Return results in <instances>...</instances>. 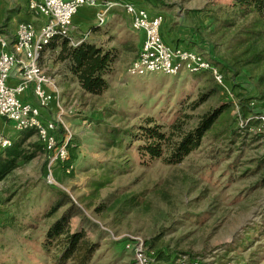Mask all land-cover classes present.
<instances>
[{"label": "rangeland", "instance_id": "1", "mask_svg": "<svg viewBox=\"0 0 264 264\" xmlns=\"http://www.w3.org/2000/svg\"><path fill=\"white\" fill-rule=\"evenodd\" d=\"M226 1L166 0L167 6L157 8L166 19L164 33L175 28L176 44L189 45L215 63L225 47L212 50L208 10ZM0 3L7 8L18 3L17 7L40 26L37 16L26 12L27 0ZM98 11L90 6L81 8L72 33L75 41L87 34V41L118 50L117 62L106 76L108 89L102 95L84 93L73 78L64 76L68 63L59 60L61 41L45 48L41 65L63 88L67 129L62 128L72 134L70 143L77 158L67 170L56 163L52 173L45 156L31 161L20 158L0 181V223L9 224L0 229V264H57L55 249L46 253L41 240L47 226L73 206L92 221L81 224L99 244L89 264H133V252L125 242L130 236L143 238L158 264H175L180 255L201 264H264L260 125L249 126L247 119L239 116L235 122L236 108L178 162L143 157L136 137L141 134L139 129L147 126L150 118L155 120L152 124L171 123L186 96L191 97L189 101L198 97L202 72L130 75L128 68L140 51L141 37L131 27L123 6L109 11L102 25H98ZM12 26L10 23L8 30ZM124 42L131 49L126 50ZM238 80L245 87L243 93L257 95L247 77ZM239 97L236 95L237 101ZM216 100L209 99L195 110L184 108L183 114L192 117L186 120L187 130ZM259 106L255 111L264 112V100ZM55 113L53 109L52 117ZM133 134L136 136L131 138ZM15 136L17 140L19 132ZM36 140L33 136L23 147ZM54 188L66 192L71 203H64L52 218L40 220L45 209L64 200ZM135 196L142 204L130 209L127 204ZM76 222L80 223V217ZM158 252L160 259L156 258Z\"/></svg>", "mask_w": 264, "mask_h": 264}, {"label": "trees", "instance_id": "2", "mask_svg": "<svg viewBox=\"0 0 264 264\" xmlns=\"http://www.w3.org/2000/svg\"><path fill=\"white\" fill-rule=\"evenodd\" d=\"M131 1L138 7L150 5L153 8H161L168 5L166 0H143V3ZM142 4L145 5L142 6ZM208 11H210L208 15L211 20L210 25L213 27L210 34L212 50L215 51V48L220 46L225 47L224 54L214 59L215 63L211 62L232 84L235 94L241 97L238 99L239 111L237 116H234L235 122L239 120L238 116L247 119L255 107H260L259 102L264 100V0H227L224 5ZM56 40L61 41L59 60L68 63L64 76L73 78L84 93L102 95L108 89L106 76L111 70V64L118 56V50L105 49L87 40L78 45H71L66 38H56L54 41ZM122 45L126 50L131 49L125 42ZM240 76H245L252 81L256 96H249L241 91L245 87L238 80ZM201 77L203 78L200 82L201 89L198 97L189 101L191 97L186 96L187 101H184L182 108L176 111V118L171 123L152 124L155 120L150 118L147 120V126L139 129L141 133L139 136L131 135V138L136 136L138 142L141 143L138 150L143 157L162 159L168 164L178 162L200 146L203 137L217 129L218 124L235 109L234 102L225 97L222 88L209 71L202 72ZM214 98L217 99L216 103L210 105L197 123L187 130L186 120L192 117L189 114H183L184 108L195 110L209 99ZM252 99L256 102L253 107L251 106ZM259 123L258 120H251L249 126H257ZM64 133L62 126H59L60 140ZM33 136H36L33 131H20L17 140L12 138L11 147L0 148V181L7 178L20 158L31 161L38 156H45L49 160V153L38 138L36 141L29 142L28 148L23 147L25 142ZM112 137L115 138L116 133H113ZM76 158V149L72 148L70 143L69 158L58 164H64L67 170ZM56 190L58 196L63 197L64 200L60 199L51 204L42 213L40 220L52 218L60 211L64 203H71L66 192ZM132 198L127 204L130 209L142 204L140 199L136 200V196ZM2 213L3 210L0 209V215ZM77 217H80L78 224ZM81 221L92 222L81 209L73 206L47 226L41 245L46 253L55 249L57 264H66L71 261L74 264H89L98 251L99 244L88 236V230L81 224ZM8 226L6 222L0 223V229ZM161 256V252H158L156 258L160 259Z\"/></svg>", "mask_w": 264, "mask_h": 264}, {"label": "built area", "instance_id": "3", "mask_svg": "<svg viewBox=\"0 0 264 264\" xmlns=\"http://www.w3.org/2000/svg\"><path fill=\"white\" fill-rule=\"evenodd\" d=\"M118 5L124 7L133 30L143 34L140 51L128 68L130 75L175 76L185 71H209L222 88L225 97L233 101L235 109L239 111L232 84L216 65L191 46L172 45L163 36L164 14L152 13L132 1L29 0V9L41 20V25L37 26L32 20H20L14 32V40L8 34L0 32V119L11 122L16 132L28 130L35 133L49 153L48 168L51 173L56 163L65 162L69 158L72 134L66 130L61 140L58 137L59 126L66 128L63 122L66 112L58 84L40 64L43 52L56 38H66L71 45H78L86 40L87 34L75 41L72 33L74 18L81 8H98V25H102L106 21V14ZM29 92L34 97L33 101L26 98ZM254 105L252 101L251 106ZM53 109L56 117H43L44 111L51 113ZM251 120L260 122V138L264 151V112L254 109L245 122ZM12 145L13 139L0 130V148ZM125 242L126 248L133 252V264H158L145 248L143 238L130 236ZM187 257L178 256L175 264H201L197 259L188 260Z\"/></svg>", "mask_w": 264, "mask_h": 264}, {"label": "crops", "instance_id": "4", "mask_svg": "<svg viewBox=\"0 0 264 264\" xmlns=\"http://www.w3.org/2000/svg\"><path fill=\"white\" fill-rule=\"evenodd\" d=\"M28 1V4H29V0ZM122 1H131V0H122ZM136 2H139V3H143V0H134ZM145 5V4H142V6ZM18 3L17 4H14L13 7H10V8H7V6H5V4L3 3H0V27H2V29H0V32H4L6 34H8L11 38V40H14V32H15V29H16V26H17V23L20 21V20H23V19H27V20H33V17H31L29 15V13L25 14L22 9L18 8ZM141 8H147V9H150L152 11V13H157L159 12L157 8H153L152 6L150 5H145ZM28 9V10H27ZM114 10V8L112 9V11ZM29 11L30 13L31 10L29 9L28 5L26 6V12ZM115 11H118V10H115ZM81 13V9L79 10L78 14L75 16V18ZM162 13V12H160ZM126 14V13H125ZM127 16V15H126ZM74 18V19H75ZM38 19V18H37ZM127 19L130 23V18L127 16ZM166 20V19H165ZM12 21V22H11ZM10 23H13V26L11 27V29L9 28L8 30V25H10ZM36 23V22H35ZM166 23V22H165ZM41 25V20H40V23ZM37 26L38 23H36ZM131 25V23H130ZM164 28H165V24L164 26L162 27V33L164 34V36L168 39V41L172 44V45H178L176 44L175 41H173L175 39V34H176V30L175 28L172 30V32H167V34L164 33ZM138 35L141 37V42H140V48H141V45H142V41H143V34L142 32H138ZM181 44V43H179ZM12 46V45H11ZM10 46V48L12 49V47ZM117 62V58L113 61V63L111 64L110 68L112 69V65L113 64H116ZM111 71V70H110ZM48 73V72H47ZM50 76V75H49ZM14 78H12L13 80ZM59 88H60V91H61V94H62V101H63V88H61V86L59 85ZM80 88V87H79ZM81 89V88H80ZM26 98L28 100H34V97L33 95L29 92L26 96ZM52 110H51V113L50 112H46L44 111L43 112V117L48 119V118H51L52 117ZM0 130L3 131L5 134H12V138L15 139V130H13V127H12V123L5 120V119H0Z\"/></svg>", "mask_w": 264, "mask_h": 264}]
</instances>
